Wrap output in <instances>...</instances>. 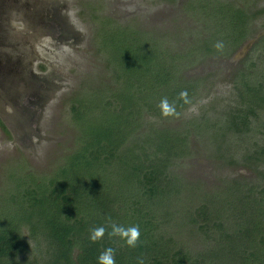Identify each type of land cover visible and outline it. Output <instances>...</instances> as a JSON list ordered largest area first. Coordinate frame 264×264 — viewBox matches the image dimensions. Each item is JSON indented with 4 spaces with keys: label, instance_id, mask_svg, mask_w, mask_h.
<instances>
[{
    "label": "trees",
    "instance_id": "1",
    "mask_svg": "<svg viewBox=\"0 0 264 264\" xmlns=\"http://www.w3.org/2000/svg\"><path fill=\"white\" fill-rule=\"evenodd\" d=\"M192 1L199 0L186 3ZM247 1H223L216 5L226 36L230 38L235 33L234 25L247 23L250 28L232 50L220 57L232 54L234 57L238 47L246 42L249 46L255 39L251 51L260 47V58L264 59V32L245 41L252 30L250 22L264 16V9L250 11ZM116 27L120 33L126 28ZM105 34L108 33L104 32L102 39ZM113 38L110 32L106 40ZM199 52L202 54L203 48ZM248 56L243 61H250ZM114 60L120 69V73L114 74V82L126 86L128 91L111 95L116 99L106 97L104 105L110 111L98 112L95 115L98 122L93 119L86 121V126H78L81 133L78 142L47 175L25 171L17 181L19 184L9 197L8 211L0 215V264H96L98 255L107 247L115 249L116 264H137L138 257H143L145 264H264V132L259 139L261 144L254 134L264 129V77L252 76L257 65L246 63L232 75L230 83L235 94L230 105H225L222 111L212 107L186 119L184 112L196 104L199 90L212 84L210 78L214 75L185 78V67L182 77L175 79L164 64L156 62L153 51L135 46L123 48ZM194 63L201 62L193 61L187 68ZM153 87L158 89L156 95L148 91ZM184 90L190 101L187 104L178 100ZM77 97L75 94L70 98L74 124L84 119V109ZM164 97L176 101L179 116L173 118L174 125L182 130V135L173 134L167 124H160L158 105ZM209 112L214 113L209 116ZM142 120L157 128L154 130L157 142L140 145L130 140V133ZM253 123L257 129H251ZM206 124L219 126L220 130L223 125L227 144L232 146L227 147L226 154H217V158L227 160L230 165L242 164L252 169L255 177L251 180L238 177L223 185L224 191H236L235 207L239 215L232 221L222 216L208 199L192 203L186 209L181 226L202 245L199 251L169 235L168 226L184 193L177 171L178 164L187 158L182 143ZM0 127L6 133L1 120ZM166 203L171 204V213L167 212L168 207L165 209ZM109 217L125 226H140L136 248H128L118 237L108 236ZM101 225L107 229L104 238L90 242L89 230ZM31 243L35 251L33 258L27 259ZM40 253L41 257H37ZM23 256L26 259H21Z\"/></svg>",
    "mask_w": 264,
    "mask_h": 264
},
{
    "label": "rangeland",
    "instance_id": "2",
    "mask_svg": "<svg viewBox=\"0 0 264 264\" xmlns=\"http://www.w3.org/2000/svg\"><path fill=\"white\" fill-rule=\"evenodd\" d=\"M188 1L0 0V120L6 128L5 133L0 127L1 216L7 213L10 194L25 171L45 176L78 142L79 125L84 126L93 119L98 122L95 118L98 112L109 113L104 105L106 97L113 98L114 93L128 91L126 86L114 82V74L120 73L114 59L123 48L135 46L153 51L156 62L164 64L175 79L182 77L185 67V78L214 75L210 78L213 83L199 90L196 104L184 112L186 119L210 111L212 107L222 111L225 105H230L235 94L231 77L246 63L257 65L253 77H264L261 48L251 51L255 39L249 46H245L246 42L238 47L234 57L233 54L220 57L250 31L247 23H243L234 25L235 33H231L230 38L225 35L216 5L234 0L186 3ZM247 3L250 11L264 9V0H248ZM116 25L126 28L120 33ZM250 26L252 30L245 41L264 32V16L250 22ZM104 32L108 34L102 39ZM110 32L114 34L112 41L106 40ZM218 41L224 44L222 51L214 47ZM247 55L251 60L243 61ZM193 61L201 63L187 68ZM162 65L158 66L162 68ZM148 91L158 93L154 87ZM75 94L84 109V122L80 124L71 120L70 98ZM214 112H209V116ZM173 118L162 117L160 124H167L171 133L182 135ZM255 124H251V129L254 130ZM136 128L130 133L132 142L149 145L158 141L154 131L157 128L146 124L145 120ZM195 131V136L182 143L187 158L178 164L177 171L184 193L173 209L177 213H172L168 234L186 247L201 251L202 245L181 226L190 205L208 199L211 204L215 203L213 206L222 216L232 221L239 215L235 207L236 191H224L222 187L230 179L251 180L255 175L242 164L230 165L227 160L217 158L219 153L226 154L231 145L227 144L223 125L220 130L219 126L206 124ZM263 132L264 129H259V134L254 132L259 144ZM171 204L166 203L167 212L171 211ZM159 211H163V206ZM30 246L27 259L33 258L35 251L34 244Z\"/></svg>",
    "mask_w": 264,
    "mask_h": 264
},
{
    "label": "clouds",
    "instance_id": "3",
    "mask_svg": "<svg viewBox=\"0 0 264 264\" xmlns=\"http://www.w3.org/2000/svg\"><path fill=\"white\" fill-rule=\"evenodd\" d=\"M214 47L218 51H222L224 48V44L222 41H218ZM178 100L182 101L184 104L189 103L188 93L186 90L181 91ZM161 116L164 118L168 117H178L179 113L177 112L176 101L170 102L167 97L161 99L158 105ZM108 226L110 227V231H108V236L118 237L121 241H123L124 246L128 248H136L140 242L141 230L138 224H130L123 225L112 221L109 217L107 219ZM107 229L105 226H96L89 230V240L92 243H96L97 241L104 238ZM96 264H116V252L112 247L105 248L97 257ZM137 264H145V259L143 257L137 258Z\"/></svg>",
    "mask_w": 264,
    "mask_h": 264
},
{
    "label": "water",
    "instance_id": "4",
    "mask_svg": "<svg viewBox=\"0 0 264 264\" xmlns=\"http://www.w3.org/2000/svg\"><path fill=\"white\" fill-rule=\"evenodd\" d=\"M253 41H250L249 43H252ZM245 46H247V44L245 45Z\"/></svg>",
    "mask_w": 264,
    "mask_h": 264
},
{
    "label": "flooded vegetation",
    "instance_id": "5",
    "mask_svg": "<svg viewBox=\"0 0 264 264\" xmlns=\"http://www.w3.org/2000/svg\"><path fill=\"white\" fill-rule=\"evenodd\" d=\"M259 1V0H258ZM261 10V9H260Z\"/></svg>",
    "mask_w": 264,
    "mask_h": 264
}]
</instances>
